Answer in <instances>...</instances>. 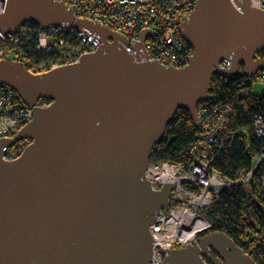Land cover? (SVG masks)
Segmentation results:
<instances>
[{
    "label": "water",
    "instance_id": "95a60500",
    "mask_svg": "<svg viewBox=\"0 0 264 264\" xmlns=\"http://www.w3.org/2000/svg\"><path fill=\"white\" fill-rule=\"evenodd\" d=\"M233 1L240 10L231 0H196L178 27L193 52L177 68L139 60L147 57L148 28L131 44L76 18L62 1L6 0L0 35L31 20L88 32L101 45L40 73L0 60V83L26 105L51 100L35 106L16 135L0 138V264H151L149 227L173 189L165 182L154 190L144 178L152 148L177 109L196 127V105L209 96L214 71L232 75L242 65L251 77L264 66L256 57L264 50V10L251 0ZM222 58L229 67L219 65ZM24 139L21 153L5 159V149ZM162 254L163 264H255L223 232Z\"/></svg>",
    "mask_w": 264,
    "mask_h": 264
},
{
    "label": "built area",
    "instance_id": "2783aa9c",
    "mask_svg": "<svg viewBox=\"0 0 264 264\" xmlns=\"http://www.w3.org/2000/svg\"><path fill=\"white\" fill-rule=\"evenodd\" d=\"M57 1L70 5L76 18L100 23L125 36L131 44L141 41L143 28L150 29L152 34L146 35L142 41L147 57H140V61L157 60L166 67L181 68L192 55L193 48L178 27L183 16L194 9L196 0ZM231 2L240 10L233 0ZM5 4L6 0H0V14ZM250 5L264 10V0H251ZM100 45L97 37L76 31L71 26H39L31 20H24L12 33L0 35V60L17 62L33 73H40L76 62L81 54L95 51ZM123 47L135 56L130 44L125 43ZM43 53H49V56ZM33 54L42 57L36 59ZM256 57L264 60V50L256 52ZM219 65L227 68L230 62L222 58ZM258 71L254 82L264 83V66ZM253 83L246 88V93L252 91ZM50 103L51 100L42 97L32 106L26 105L15 90L0 83V138L16 135L32 120L35 106L44 108ZM196 113H199L200 120L195 127L190 159L186 164L160 160L153 149L149 155L144 178L149 180L152 189L160 190L165 182L173 184L168 205L161 208L149 227L153 239L151 264H163L162 251L197 241L198 234L211 227L203 211L218 200L222 190L251 181L258 167L263 171L260 190L264 195V147L254 158L250 171L240 179L230 180L211 167L218 154L234 142L231 128L236 122V113L232 105L210 93L197 103ZM252 124L256 135L264 137L263 115L255 114ZM24 143L26 146L29 140L24 139ZM13 146L5 149V159L17 157L18 150ZM244 245L243 251L250 255L254 249L264 247V239L256 233L253 237H246Z\"/></svg>",
    "mask_w": 264,
    "mask_h": 264
},
{
    "label": "trees",
    "instance_id": "16d2710c",
    "mask_svg": "<svg viewBox=\"0 0 264 264\" xmlns=\"http://www.w3.org/2000/svg\"><path fill=\"white\" fill-rule=\"evenodd\" d=\"M43 54L49 56V53ZM33 57L39 59L42 56L33 54ZM258 75L259 71L247 77L242 65H238L237 72L232 75L224 76L216 71L212 74L209 92L230 103L236 113V122L231 128L234 142L230 148L218 154L211 166L230 180L240 179L249 172L254 158L264 147V137L256 135L252 124L255 114L264 117V90L259 94L245 91ZM195 131L189 113L177 109L165 128L164 136L152 149L160 160L186 164L190 159L189 149ZM24 144V140H21L13 146V149L18 150L17 156L25 147ZM262 175L263 171L258 167L248 183L222 190L218 200L203 211L211 227L199 233L198 237L223 232L241 248L245 247L246 237H253L256 233L264 237V195L260 190ZM250 256L255 264H264L263 248L254 249Z\"/></svg>",
    "mask_w": 264,
    "mask_h": 264
},
{
    "label": "rangeland",
    "instance_id": "374dc122",
    "mask_svg": "<svg viewBox=\"0 0 264 264\" xmlns=\"http://www.w3.org/2000/svg\"><path fill=\"white\" fill-rule=\"evenodd\" d=\"M264 90V83H261L259 81H255L253 83L252 92L254 94H259ZM263 167V166H262Z\"/></svg>",
    "mask_w": 264,
    "mask_h": 264
},
{
    "label": "bare ground",
    "instance_id": "6f19581e",
    "mask_svg": "<svg viewBox=\"0 0 264 264\" xmlns=\"http://www.w3.org/2000/svg\"><path fill=\"white\" fill-rule=\"evenodd\" d=\"M260 235V234H259ZM262 236V235H261ZM263 249H264V247H263Z\"/></svg>",
    "mask_w": 264,
    "mask_h": 264
},
{
    "label": "clouds",
    "instance_id": "9594fccd",
    "mask_svg": "<svg viewBox=\"0 0 264 264\" xmlns=\"http://www.w3.org/2000/svg\"><path fill=\"white\" fill-rule=\"evenodd\" d=\"M258 72V71H257ZM17 143V142H16Z\"/></svg>",
    "mask_w": 264,
    "mask_h": 264
}]
</instances>
